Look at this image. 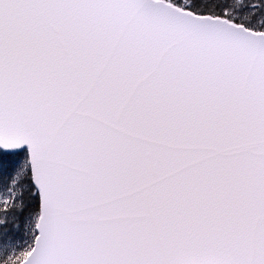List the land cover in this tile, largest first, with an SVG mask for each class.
I'll return each instance as SVG.
<instances>
[{
  "label": "snow or ice",
  "instance_id": "obj_1",
  "mask_svg": "<svg viewBox=\"0 0 264 264\" xmlns=\"http://www.w3.org/2000/svg\"><path fill=\"white\" fill-rule=\"evenodd\" d=\"M0 264H264V0H0Z\"/></svg>",
  "mask_w": 264,
  "mask_h": 264
},
{
  "label": "trees",
  "instance_id": "obj_2",
  "mask_svg": "<svg viewBox=\"0 0 264 264\" xmlns=\"http://www.w3.org/2000/svg\"><path fill=\"white\" fill-rule=\"evenodd\" d=\"M20 235H22V233H20Z\"/></svg>",
  "mask_w": 264,
  "mask_h": 264
}]
</instances>
